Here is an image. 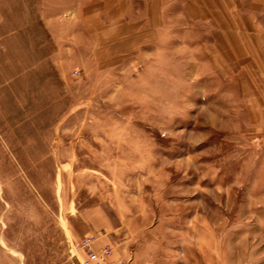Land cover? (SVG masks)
Instances as JSON below:
<instances>
[{"label":"rangeland","instance_id":"obj_1","mask_svg":"<svg viewBox=\"0 0 264 264\" xmlns=\"http://www.w3.org/2000/svg\"><path fill=\"white\" fill-rule=\"evenodd\" d=\"M186 2L0 0V227L38 262L264 264V71Z\"/></svg>","mask_w":264,"mask_h":264},{"label":"crops","instance_id":"obj_2","mask_svg":"<svg viewBox=\"0 0 264 264\" xmlns=\"http://www.w3.org/2000/svg\"><path fill=\"white\" fill-rule=\"evenodd\" d=\"M208 1L189 0L185 5L200 8L196 18H210V22L216 24L213 25V31L217 30L221 33L217 38L225 40L227 55L230 54L231 49L235 50L234 47H241L242 71H264V0ZM206 7H211V14L203 9ZM228 61L231 62L229 58ZM5 211L0 208V215L5 214ZM1 224H6L4 218H0ZM4 236L5 230L0 227V264H43L41 261L38 262L37 258L25 254L11 238ZM94 245L90 246L93 251L96 248ZM68 261L65 263L80 264L81 262V260ZM91 264L95 262L92 261ZM99 264H107V261Z\"/></svg>","mask_w":264,"mask_h":264},{"label":"built area","instance_id":"obj_3","mask_svg":"<svg viewBox=\"0 0 264 264\" xmlns=\"http://www.w3.org/2000/svg\"><path fill=\"white\" fill-rule=\"evenodd\" d=\"M91 242H92V240H91V238L88 236V237H85V238H83L80 242H79V246L80 247H82V248H84L85 250L87 249L88 250V257H89V262H92V261H94V262H96V263H100V262H102L103 261V253H96V252H94L93 250H91V247H90V245H91ZM106 251V249H104L103 250V252H105ZM80 264H89L88 262H84V261H82V262H80Z\"/></svg>","mask_w":264,"mask_h":264}]
</instances>
